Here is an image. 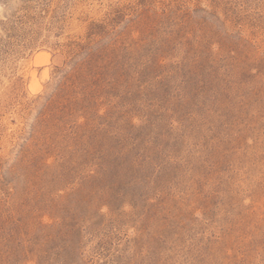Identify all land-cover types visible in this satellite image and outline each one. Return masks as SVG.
Wrapping results in <instances>:
<instances>
[{
  "label": "rangeland",
  "instance_id": "1",
  "mask_svg": "<svg viewBox=\"0 0 264 264\" xmlns=\"http://www.w3.org/2000/svg\"><path fill=\"white\" fill-rule=\"evenodd\" d=\"M0 264H264V0H0Z\"/></svg>",
  "mask_w": 264,
  "mask_h": 264
}]
</instances>
